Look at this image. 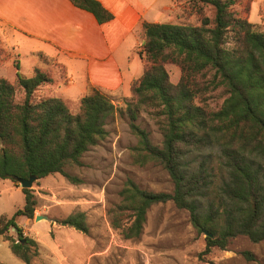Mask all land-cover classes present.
I'll return each mask as SVG.
<instances>
[{
	"label": "trees",
	"instance_id": "1",
	"mask_svg": "<svg viewBox=\"0 0 264 264\" xmlns=\"http://www.w3.org/2000/svg\"><path fill=\"white\" fill-rule=\"evenodd\" d=\"M71 1L93 13L100 23L114 17L99 0ZM199 1L215 8L213 19L203 16L200 24L143 21L144 70L131 85L133 96L125 109L97 88L81 98L77 113L61 97H37L36 90L54 80L40 67L31 76L18 70L14 80L0 77V178L17 182L15 177L36 175L39 180L61 173L74 183L81 182L65 167L81 164L82 155L108 136V119L125 112L137 138L134 160L163 166L173 189L150 191L127 179L120 191L121 202L109 211L115 228L126 238L138 237L148 209L171 200L190 212L199 231L209 232L204 254L214 247L226 248L238 235L254 242L264 240V164L258 160L264 159V31L236 15L237 0ZM229 38L232 41L226 45ZM39 56L43 63L51 60L43 53ZM167 63L180 66L177 83L171 81ZM209 84L227 92L216 110L199 100ZM141 111L157 122L161 145L154 144L149 131L137 121ZM211 144L220 148L227 175L221 186L223 208L211 204L201 211L199 199L212 182V173L206 161L191 167L186 158ZM22 190L25 204L10 217L0 215V235L10 240L15 255L30 263L38 254V243L24 235L16 217H34L37 198L34 189ZM61 223L89 232L84 211L71 213ZM245 254L255 259L252 253Z\"/></svg>",
	"mask_w": 264,
	"mask_h": 264
},
{
	"label": "rangeland",
	"instance_id": "2",
	"mask_svg": "<svg viewBox=\"0 0 264 264\" xmlns=\"http://www.w3.org/2000/svg\"><path fill=\"white\" fill-rule=\"evenodd\" d=\"M176 7L159 14L156 19L163 22L200 24L203 16L214 18L215 8L199 0H174ZM236 15L246 18L253 28L264 31V0H237L233 5ZM137 42L134 47L132 72L141 75L144 58L141 57L144 31H136ZM231 37V36H230ZM229 38L226 45H230ZM44 54V53H43ZM46 55V54H44ZM49 57L48 55H46ZM50 58V57H49ZM48 58V59H49ZM40 67L53 76V82L40 86L35 94L57 96L67 88L68 74L64 66L50 58ZM137 66V68H136ZM170 79L177 83L181 68L167 63ZM56 77V78H55ZM210 79V75L206 77ZM11 80V79H10ZM93 88V87H92ZM72 87L70 95L61 97L73 113L80 111L81 94ZM91 90L89 87L88 92ZM87 92V93H88ZM107 95L115 105L126 107L132 92L124 94L111 91ZM227 96L222 86L212 84L199 96V100L209 109H218ZM60 97V96H58ZM137 121L150 133L154 144L161 145L163 136L155 119L145 111L139 113ZM108 136L97 145L89 148L81 157V164L67 165L65 170L80 179L74 183L61 173H53L34 182L37 206L35 216H17L24 235L38 243V254L30 263L24 262L13 253L10 240L0 235V264H258L264 262V240L252 241L246 235L233 238L226 248L214 247L204 254L206 234L192 223L190 212L179 208L171 200L153 204L147 212L142 233L135 238H126L110 220L109 211L121 202L120 191L127 179H133L141 188L150 191H172L173 182L166 169L158 163L141 165L134 160L133 146L137 138L129 126L127 114L117 112L107 121ZM206 161L212 182L200 197L201 211L213 204L220 209L221 186L226 180L222 165L220 148L208 145L203 150L191 153L186 161L196 167ZM258 160L264 164V159ZM264 183V170L262 171ZM25 204V194L19 182L10 178H0V215L12 216ZM84 211L89 232L85 233L73 226L61 223L71 213ZM37 215L48 218L36 219ZM10 234L17 238L15 229ZM246 252L254 255L249 259Z\"/></svg>",
	"mask_w": 264,
	"mask_h": 264
},
{
	"label": "crops",
	"instance_id": "3",
	"mask_svg": "<svg viewBox=\"0 0 264 264\" xmlns=\"http://www.w3.org/2000/svg\"><path fill=\"white\" fill-rule=\"evenodd\" d=\"M99 1L114 15L111 20L100 23L71 0H0V77L14 80L18 70L31 76L42 67L39 53H44L68 74L67 88L57 96L67 97L72 87L81 97L89 87L129 95L133 81L143 74L131 71L136 31H144L143 21L163 22L157 16L176 2Z\"/></svg>",
	"mask_w": 264,
	"mask_h": 264
},
{
	"label": "water",
	"instance_id": "4",
	"mask_svg": "<svg viewBox=\"0 0 264 264\" xmlns=\"http://www.w3.org/2000/svg\"><path fill=\"white\" fill-rule=\"evenodd\" d=\"M16 181L19 182L22 186V188H32L35 181L38 180V177L36 175H31L28 178L24 177H15ZM42 218H48L46 215H37L36 219L40 220ZM209 232L206 231V235H208Z\"/></svg>",
	"mask_w": 264,
	"mask_h": 264
}]
</instances>
